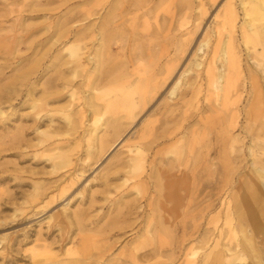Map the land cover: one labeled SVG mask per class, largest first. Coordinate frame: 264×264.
<instances>
[{
  "label": "rangeland",
  "instance_id": "obj_1",
  "mask_svg": "<svg viewBox=\"0 0 264 264\" xmlns=\"http://www.w3.org/2000/svg\"><path fill=\"white\" fill-rule=\"evenodd\" d=\"M262 1L0 0V264H264Z\"/></svg>",
  "mask_w": 264,
  "mask_h": 264
},
{
  "label": "bare ground",
  "instance_id": "obj_2",
  "mask_svg": "<svg viewBox=\"0 0 264 264\" xmlns=\"http://www.w3.org/2000/svg\"><path fill=\"white\" fill-rule=\"evenodd\" d=\"M261 3H264V1H262ZM241 5H242V7H245L246 3L243 2V3H241ZM246 14H247V12H246ZM249 14H250L251 18L252 17L253 18H257L258 17L257 19L264 18V15H262L260 10H258V11L250 10ZM235 17L236 16H235L234 8L232 6L227 7L226 10L224 11L223 15H222L221 25L223 27H229L230 28L232 26V24L234 23V21H235ZM217 47L213 48V56H212L211 59L214 60V59H218L219 58L220 60H222L221 68H217L216 66H212V65L210 67L208 66L209 67L208 68V72H209V75H210L209 80L211 81L212 89L216 91L215 92L216 94H218L217 91L225 90V89H223L224 88L223 85L225 86L226 82L228 81L229 70H231V69L233 70V68L235 69L237 67V59L234 56H232L228 52V50L226 48H222V50H220L221 55H218L216 53L217 52ZM67 50L69 52L70 57L75 59V61L78 60V58L80 56H79V53H78V48L76 46H71ZM262 52H264V50H262ZM262 55H264V54H262ZM211 59H210V62H211ZM171 93H173V91ZM120 142L121 141H119L118 143H115L110 149H112L115 146H117ZM225 252L226 253H230L229 249L228 250L226 249ZM231 254H232V252H231ZM220 255L223 256V259H220V260L223 261V264H234L235 263L234 261H235L236 257L234 255H229L228 254L229 256H226L225 254H222V253L219 252V256ZM219 256L217 257V259L219 258ZM241 261H243V260H241ZM218 262L220 263V261L217 260V263ZM237 262H239V261H237Z\"/></svg>",
  "mask_w": 264,
  "mask_h": 264
}]
</instances>
